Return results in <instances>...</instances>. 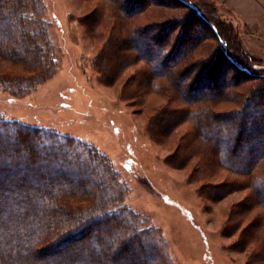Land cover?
I'll list each match as a JSON object with an SVG mask.
<instances>
[{
    "label": "rangeland",
    "instance_id": "374dc122",
    "mask_svg": "<svg viewBox=\"0 0 264 264\" xmlns=\"http://www.w3.org/2000/svg\"><path fill=\"white\" fill-rule=\"evenodd\" d=\"M190 1L198 3L209 16L231 28L241 47L254 58L256 67L264 71V51H252L246 45L244 33L247 30L233 20L226 8L210 0ZM37 2L41 9L36 16L43 25V40L48 46L43 66H49L53 73L40 82L31 79L21 88L18 83L1 81L0 74V115L79 138L103 154L110 163L113 171V183H108L110 202L128 208L131 219L138 223L136 232L141 243L139 248L131 240L127 255L121 257L124 263L114 260L109 264H130L137 260L139 264L142 261L143 264H246L258 244L249 241L242 229L249 218L264 210L249 200L255 196L252 188L255 178L264 174V158L247 176L221 167L217 153L214 174L206 173L211 183L204 185V170L196 168V164L199 158L203 160L205 155H211V145L198 133L212 139H219L217 135L208 127L199 130L194 119L183 120L170 129L177 122L167 115L162 116L160 108L187 105L177 98L167 80L157 79V87L145 83V73L150 65L143 59L138 57L131 65L117 67L118 72L113 78L108 75L119 64L113 57L117 50L105 43L107 38L118 33L120 25L127 24L132 28L140 21L168 22L170 28L169 25L166 27L165 35L171 36L172 43L182 30L185 38L200 41L199 48L215 52L218 46L208 27L193 16L187 17V8L177 0H142V3L131 6L125 0ZM144 4L146 11L139 14L137 9ZM128 14L132 15L129 19ZM159 30V27L147 29L142 35L143 40L158 46V42H164V39L154 40L151 35ZM184 43L181 53L189 45L186 41ZM218 57L220 63H226L224 58ZM0 68L12 69L25 80L31 76L30 72L10 67L7 62H0ZM234 72L229 65L226 67L228 78H232ZM110 79L112 83H105ZM143 81L142 89L139 84ZM249 83L244 81L243 86ZM166 120L169 128H166ZM222 120L224 124L231 123L226 118ZM246 120L249 124L254 119L249 117ZM222 131L224 135L225 131ZM182 135L185 140L179 141ZM257 135L264 138V131ZM178 143L181 151L189 145L188 151L194 153L183 168L177 166L187 154L180 151L175 154ZM262 145L260 142L255 146ZM248 148L238 146V158L241 152H255ZM96 177L93 176L92 181H96ZM224 178L235 179L240 189L224 198L211 199V195L222 188L218 183ZM103 191L100 194H104ZM241 205L251 208L243 217L237 214ZM231 211L233 214L229 216ZM140 227L143 229L139 230ZM91 228L87 236L90 243L96 239L99 228L109 232V236L120 231L113 226L108 228L101 221L94 222ZM66 248L68 245L60 250ZM141 249L145 255L141 254ZM101 251L94 253L98 259ZM249 264H264V260Z\"/></svg>",
    "mask_w": 264,
    "mask_h": 264
},
{
    "label": "trees",
    "instance_id": "16d2710c",
    "mask_svg": "<svg viewBox=\"0 0 264 264\" xmlns=\"http://www.w3.org/2000/svg\"><path fill=\"white\" fill-rule=\"evenodd\" d=\"M125 1L130 6L142 3V0ZM177 1L187 8V17L193 16L208 27L218 50L211 52L199 48L200 41L185 38L182 30L172 43L171 36L165 35L166 27L169 25L170 28L168 22L140 21L132 28L123 24L116 35L106 39L105 45L117 50L113 57L119 64L108 75L113 78L118 72L117 67L143 59L150 65L145 73V83L157 87V79L167 80L177 98L187 105L160 108L162 116L167 115L177 122L174 126L169 124L170 129L183 120L194 119L199 130L208 127L217 135L219 139H212L198 133L211 145V155H205L203 160L199 158L196 164V168L204 170V185L211 183L206 173L214 174L217 153L225 170L250 176L264 158V138L257 135L264 131V71L256 67L254 58L241 47L231 28L209 16L198 3ZM40 9L37 0H0V62L31 73L25 80L12 69L0 68L1 81L18 83L21 88L31 79L40 82L53 73L49 66H43L48 46L43 40V25L36 16ZM137 11L143 14L145 4ZM152 27L160 29L151 35L154 40L164 39L158 46L143 40L144 32ZM185 41L189 45L181 53ZM218 55L225 59V64L220 63ZM228 65L235 70L232 78L226 75ZM144 81L140 82L139 88H144L141 86ZM244 81L250 83L243 86ZM112 82V79L105 80L107 84ZM217 107L221 109L216 110ZM249 117L254 120L246 124ZM223 118L232 124H224ZM168 122L166 128H169ZM184 137L182 135L179 141H184ZM260 142H263L262 146H255ZM241 145L255 152H241L238 158L236 152ZM188 146L185 145L182 151L179 143L176 146L175 154L179 151L187 154L180 159L179 168L185 167L194 155L191 149L188 151ZM98 170L101 172L97 173ZM112 174L110 163L103 154L83 140L0 115V264H109L114 260L124 263L121 257L127 255L131 240L140 248L141 241L136 232L139 226L131 219L128 208L110 202L108 183H113ZM93 176H97L95 182ZM218 184L222 188L211 195V199L224 198L240 189L233 178H224ZM252 188L255 196L248 199L264 208V174L255 178ZM102 190L104 194H100ZM240 209L237 214L243 217L251 208L241 205ZM231 214L233 211L229 216ZM99 221L120 231L109 236V232L99 228L96 239L90 243L87 236L91 226ZM242 233L258 244L246 264L263 261L264 210L249 218ZM67 245L66 250H60ZM95 251H101L100 259ZM141 254H144L143 249ZM76 256L80 257L76 260L78 263ZM130 264H139V261Z\"/></svg>",
    "mask_w": 264,
    "mask_h": 264
},
{
    "label": "crops",
    "instance_id": "0c3cea01",
    "mask_svg": "<svg viewBox=\"0 0 264 264\" xmlns=\"http://www.w3.org/2000/svg\"><path fill=\"white\" fill-rule=\"evenodd\" d=\"M228 10L247 30L245 43L252 51H264V0H210Z\"/></svg>",
    "mask_w": 264,
    "mask_h": 264
}]
</instances>
